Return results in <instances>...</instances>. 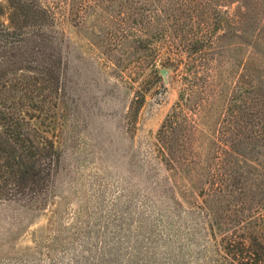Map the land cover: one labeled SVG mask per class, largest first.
<instances>
[{"label":"rangeland","instance_id":"374dc122","mask_svg":"<svg viewBox=\"0 0 264 264\" xmlns=\"http://www.w3.org/2000/svg\"><path fill=\"white\" fill-rule=\"evenodd\" d=\"M45 2L68 46L66 94L55 116L35 123L61 161L45 209L0 202V264H223L213 230L235 220L233 205L218 199L203 209L206 177L172 178L158 153L182 76L170 70L166 84L154 74L155 64L162 68L154 44L145 51L133 43L154 34V0ZM159 2L166 20L180 17L183 0Z\"/></svg>","mask_w":264,"mask_h":264},{"label":"trees","instance_id":"16d2710c","mask_svg":"<svg viewBox=\"0 0 264 264\" xmlns=\"http://www.w3.org/2000/svg\"><path fill=\"white\" fill-rule=\"evenodd\" d=\"M234 1L183 0L172 22L154 0V34L133 43L145 51L154 44V61L182 76L157 134L160 159L177 180L206 177V211L218 199L233 205L235 220L213 230L223 264H264V0H239L245 5L231 11ZM7 4L0 3V202L43 210L61 152L35 121L55 116L64 100L68 46L45 0ZM162 68L155 64L154 74ZM146 93L137 92L133 118Z\"/></svg>","mask_w":264,"mask_h":264},{"label":"water","instance_id":"95a60500","mask_svg":"<svg viewBox=\"0 0 264 264\" xmlns=\"http://www.w3.org/2000/svg\"><path fill=\"white\" fill-rule=\"evenodd\" d=\"M161 74H162V76H163V78H164L166 84H169L168 77H169V74H170V70L164 68V69L161 70Z\"/></svg>","mask_w":264,"mask_h":264}]
</instances>
